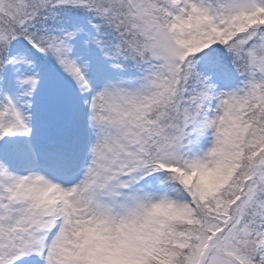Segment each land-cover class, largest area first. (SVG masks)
I'll return each mask as SVG.
<instances>
[{
	"label": "snow or ice",
	"instance_id": "snow-or-ice-1",
	"mask_svg": "<svg viewBox=\"0 0 264 264\" xmlns=\"http://www.w3.org/2000/svg\"><path fill=\"white\" fill-rule=\"evenodd\" d=\"M0 264H264V0H0Z\"/></svg>",
	"mask_w": 264,
	"mask_h": 264
}]
</instances>
